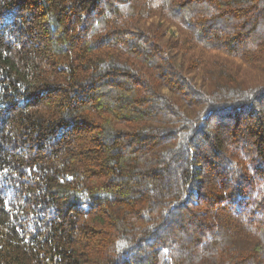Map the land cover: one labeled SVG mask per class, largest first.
I'll use <instances>...</instances> for the list:
<instances>
[{
	"label": "trees",
	"instance_id": "obj_1",
	"mask_svg": "<svg viewBox=\"0 0 264 264\" xmlns=\"http://www.w3.org/2000/svg\"><path fill=\"white\" fill-rule=\"evenodd\" d=\"M0 264H264V0H0Z\"/></svg>",
	"mask_w": 264,
	"mask_h": 264
},
{
	"label": "rangeland",
	"instance_id": "obj_2",
	"mask_svg": "<svg viewBox=\"0 0 264 264\" xmlns=\"http://www.w3.org/2000/svg\"><path fill=\"white\" fill-rule=\"evenodd\" d=\"M166 30L169 32H174L173 36H181L182 37V33L180 32V29L176 26H167ZM186 50V49H185ZM184 50V52H185ZM200 53V51H193V50H187L186 51V56L185 58H189L190 56H198ZM205 58L211 62L214 58H218L221 61L227 62L229 64L232 65V67H235L237 69V71L239 72V75L245 78H250L252 76H255V72L252 69H249L246 65L244 66L241 62L236 61V60H232L229 59L221 54H217L215 52H210L208 54H206Z\"/></svg>",
	"mask_w": 264,
	"mask_h": 264
}]
</instances>
